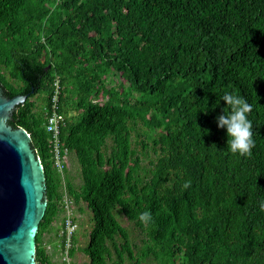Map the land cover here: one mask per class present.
<instances>
[{
    "label": "trees",
    "instance_id": "16d2710c",
    "mask_svg": "<svg viewBox=\"0 0 264 264\" xmlns=\"http://www.w3.org/2000/svg\"><path fill=\"white\" fill-rule=\"evenodd\" d=\"M0 87L30 95L9 125L30 134L45 170L37 264H52L43 236L62 215L64 249L66 201L92 213L88 264H264V0H0ZM56 89L79 189L46 128ZM226 92L252 105L250 156L217 126ZM139 121L149 167L132 147Z\"/></svg>",
    "mask_w": 264,
    "mask_h": 264
},
{
    "label": "water",
    "instance_id": "95a60500",
    "mask_svg": "<svg viewBox=\"0 0 264 264\" xmlns=\"http://www.w3.org/2000/svg\"><path fill=\"white\" fill-rule=\"evenodd\" d=\"M30 95L0 87V264H37L36 238L47 209L46 177L30 134L9 125Z\"/></svg>",
    "mask_w": 264,
    "mask_h": 264
},
{
    "label": "rangeland",
    "instance_id": "374dc122",
    "mask_svg": "<svg viewBox=\"0 0 264 264\" xmlns=\"http://www.w3.org/2000/svg\"><path fill=\"white\" fill-rule=\"evenodd\" d=\"M32 100L37 102L38 109L42 107V101L38 98V96L32 98ZM146 130L147 127L144 126L141 121H139L132 133V147L135 150L136 154L142 158V166L149 167L150 159H154V153L150 152L151 158H147L146 155L143 153L142 141H147V138L145 137ZM111 144L112 142L109 141V146H111ZM109 152L110 148L108 149V153ZM66 170L72 177L73 184L77 187V189H79L83 183V180L81 176V166L74 154H70L68 156ZM70 206L73 207L76 222L78 224V229L75 234V238L77 240L73 243L75 253L74 256L71 257V261L74 264H88L89 258L85 255L82 248H84L88 243L89 232L91 231V228L93 226V216L91 211L83 203H81V206L84 208V212H80L78 210V207L73 204H70ZM62 217L63 215L60 216L55 222L54 230L50 233H46L43 236V241L46 245V250L48 252V255L50 256L52 264L67 263L64 259V255H62V251L59 249V247H57L58 240L56 236V229L60 226L62 222ZM116 217L118 218L122 226L129 230L132 243L136 244L140 248L142 246V237L139 234V231L135 227L134 223L130 222L122 213L119 212V210H117L116 212ZM136 251L138 252V248L136 249ZM147 263L156 264L153 259H148Z\"/></svg>",
    "mask_w": 264,
    "mask_h": 264
},
{
    "label": "clouds",
    "instance_id": "9594fccd",
    "mask_svg": "<svg viewBox=\"0 0 264 264\" xmlns=\"http://www.w3.org/2000/svg\"><path fill=\"white\" fill-rule=\"evenodd\" d=\"M220 100L226 102L229 111L225 112L223 109L216 117V123L219 128L226 130L227 137L230 138L228 143L230 151L241 156H250L255 145L252 121L248 118L252 105L243 97L231 92H226ZM261 208L264 209V203L261 204ZM139 218L142 222L150 221L151 213L142 212Z\"/></svg>",
    "mask_w": 264,
    "mask_h": 264
},
{
    "label": "built area",
    "instance_id": "2783aa9c",
    "mask_svg": "<svg viewBox=\"0 0 264 264\" xmlns=\"http://www.w3.org/2000/svg\"><path fill=\"white\" fill-rule=\"evenodd\" d=\"M57 85V83H56ZM48 122L46 124L47 131L52 135V140L54 143V157L55 165L59 171H63L67 164V151H63L60 144V129L61 126L65 124V116L59 112V96L58 89H56L55 97L53 99V105L51 109V114L48 116ZM67 217L64 222V226L60 232V236L63 238L64 249L62 255L66 260V264H74L71 261L70 250L73 246V239L78 229L77 222H74V211L73 207L70 206V202L66 201Z\"/></svg>",
    "mask_w": 264,
    "mask_h": 264
}]
</instances>
